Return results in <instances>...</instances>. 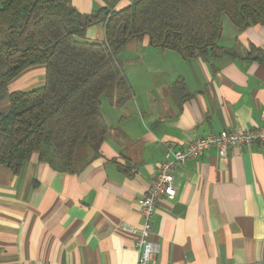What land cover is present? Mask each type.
Here are the masks:
<instances>
[{
	"label": "crops",
	"instance_id": "0c3cea01",
	"mask_svg": "<svg viewBox=\"0 0 264 264\" xmlns=\"http://www.w3.org/2000/svg\"><path fill=\"white\" fill-rule=\"evenodd\" d=\"M94 2L109 6L72 0L80 13L97 11ZM233 24L226 36L223 21L219 40L233 57H185L149 35L129 40L117 59L132 94L122 105L102 101L108 132L80 170H55L36 152L19 171L0 165V264H137L134 235L123 227L141 226L139 203L166 145L264 126V25ZM86 37L104 40L105 23ZM45 80L46 67L32 66L9 90ZM8 106L0 100V110ZM174 184L176 194L156 210L152 238L160 248L150 264H264L263 144L232 147L224 157L212 148L181 165Z\"/></svg>",
	"mask_w": 264,
	"mask_h": 264
},
{
	"label": "trees",
	"instance_id": "16d2710c",
	"mask_svg": "<svg viewBox=\"0 0 264 264\" xmlns=\"http://www.w3.org/2000/svg\"><path fill=\"white\" fill-rule=\"evenodd\" d=\"M104 1L83 18L72 0H0V100L9 99L0 110V165L19 171L36 152L55 170L76 172L97 155L109 128L102 96L122 105L132 94L117 59L132 38L149 35L185 57H233L219 44L224 15L240 28L264 25V0H131L119 9ZM100 22L104 40L87 38ZM36 65L46 67L43 85L9 90Z\"/></svg>",
	"mask_w": 264,
	"mask_h": 264
},
{
	"label": "built area",
	"instance_id": "2783aa9c",
	"mask_svg": "<svg viewBox=\"0 0 264 264\" xmlns=\"http://www.w3.org/2000/svg\"><path fill=\"white\" fill-rule=\"evenodd\" d=\"M256 143L264 145V126L245 130L222 129L206 136L194 137L179 147L166 145L164 158L139 203L141 226L123 227L134 235V246L138 251L137 264H150L153 254L159 251V243L152 238V227L160 200L176 194L175 171L187 161L200 158L212 148H216L218 154L224 157L232 147L250 148Z\"/></svg>",
	"mask_w": 264,
	"mask_h": 264
},
{
	"label": "rangeland",
	"instance_id": "374dc122",
	"mask_svg": "<svg viewBox=\"0 0 264 264\" xmlns=\"http://www.w3.org/2000/svg\"><path fill=\"white\" fill-rule=\"evenodd\" d=\"M93 5L95 6V8H98L99 9V6H98V3L94 2ZM98 6V7H97ZM83 15V18L86 17V15L90 14V13H84L82 12L81 13ZM223 21L225 23V27L228 26L229 24H232V22L230 21L229 17L227 15H224V18H223ZM234 25V24H233ZM229 27V26H228ZM226 36H227V33H228V28L226 27V32H225ZM1 59V58H0ZM101 100L103 101V105H106L107 104V98H106V95H103ZM88 154V151L86 150H83V155L84 157L87 156Z\"/></svg>",
	"mask_w": 264,
	"mask_h": 264
}]
</instances>
